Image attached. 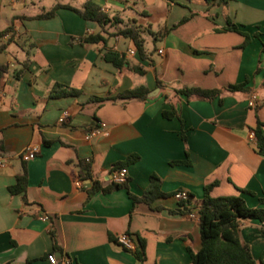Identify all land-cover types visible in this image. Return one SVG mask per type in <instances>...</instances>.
<instances>
[{
    "label": "crops",
    "instance_id": "obj_1",
    "mask_svg": "<svg viewBox=\"0 0 264 264\" xmlns=\"http://www.w3.org/2000/svg\"><path fill=\"white\" fill-rule=\"evenodd\" d=\"M95 1L121 20L119 27L132 22L167 33L155 43L143 35L142 60L127 38L80 42L100 27L71 11L59 9L47 20L35 19L41 13L9 16L6 0H0V30L12 27L0 38V264H49V254L57 264H192L187 249L201 247L198 205L205 186L216 182L211 197L238 196L249 208L264 197V156L251 139L256 122L264 123V0ZM84 2L79 8L61 5L81 9ZM228 20L249 35L244 48L241 35L222 31ZM108 50L124 55L121 69L103 60ZM245 80L249 93L224 92L210 101L175 93ZM55 84L80 94L52 98ZM140 86L148 90L144 101L97 100ZM170 104L177 117L166 119L162 112ZM63 112L67 119L60 124ZM100 123L107 133L87 138ZM29 145L38 153L25 160ZM131 155L139 160L126 167L129 192L142 195L154 175L163 197L152 208L132 204L124 189L89 197L92 183L108 186L112 166ZM79 161L89 164V180L78 179ZM183 161L188 165L173 164ZM23 165L27 189L10 195ZM179 190L190 196L189 213L170 212L181 209L172 199ZM263 230L255 220L239 225V240L254 264H264ZM123 234L134 250L143 242L142 263L116 243Z\"/></svg>",
    "mask_w": 264,
    "mask_h": 264
},
{
    "label": "trees",
    "instance_id": "obj_2",
    "mask_svg": "<svg viewBox=\"0 0 264 264\" xmlns=\"http://www.w3.org/2000/svg\"><path fill=\"white\" fill-rule=\"evenodd\" d=\"M230 0H205L208 4L226 5ZM59 9H65L75 13L81 19L85 21L95 22L100 31L96 34H89L80 39V42L86 44H99L104 43L106 37H122L127 38L133 47L135 48L140 59L146 58L145 53V40L143 35L151 36L153 42L159 41L167 33V30H163L160 33H152L148 27L143 28L139 25L133 24L119 27L121 20L117 17H109L108 14L103 11L102 7L95 0H85L81 9L73 8L69 5H54L49 11L41 13L35 17L38 20H47L54 17L55 13ZM187 21V18H183L176 25H173L171 29L183 24ZM11 26L6 27L4 30H0V38L10 33ZM222 31L238 33L244 38L242 48H244L250 41V37L246 32L240 31L239 28L227 21L226 26ZM104 34V35H103ZM258 37L259 34H255ZM261 50L264 52V41L261 42ZM103 60L110 62L117 70L121 69L125 64L124 55L108 50L103 54ZM136 73L141 74L142 71L139 68H134ZM260 69L257 68L255 73H259ZM264 85V83H263ZM224 92L227 93H249L250 90L247 87V81L245 80L241 84L228 85L224 89H200L197 87H185L175 91L176 94L183 95L187 99L194 98L197 100L210 101L213 100ZM80 94L79 90L71 87L55 84L50 92L52 98L62 97H77ZM148 90L143 87H137L131 90L124 91L118 94L114 98L97 99L99 101L106 100H119L126 101H144ZM162 116L166 119L177 117L175 107L169 105V109L162 112ZM253 136L255 140V151L264 156V123L259 120L256 122V126L253 129ZM181 139L185 142L184 131L181 132ZM139 160L137 155L129 156L125 161L118 162L112 166V171H116L122 168H126L132 164H135ZM173 164L188 165L187 161L174 162ZM79 170L77 177L80 181L89 180L90 169L89 164L83 161H79ZM217 185L213 182L204 187V195L202 201L198 205V229L201 247L199 251L193 252L189 248L187 249L192 264H254V260L251 256L249 247L241 244L239 240V225L243 220H255L264 225V197L259 198V206L256 208H249L245 204L244 200L238 196L229 197H211L210 192ZM27 189V171L25 165L22 167V172L15 177L14 184L8 187L7 191L10 195L24 194ZM124 189L127 191L129 199L132 204L143 203L149 208L155 199L163 197L160 192V180L152 175L150 177V184L148 188L140 196L133 195L128 190L127 181L122 184H115L111 182L106 187H100L97 183H92L91 188L88 190L89 197L93 194L100 192L103 194L110 193L115 190ZM189 202L179 203L181 209L170 211L171 213L185 214L191 212V209L187 208L186 211L183 208L187 207ZM264 235V230L262 231ZM54 248L56 249L55 245ZM137 261L142 263L145 260L144 245L143 242H139V248L133 251Z\"/></svg>",
    "mask_w": 264,
    "mask_h": 264
},
{
    "label": "built area",
    "instance_id": "obj_3",
    "mask_svg": "<svg viewBox=\"0 0 264 264\" xmlns=\"http://www.w3.org/2000/svg\"><path fill=\"white\" fill-rule=\"evenodd\" d=\"M158 53H161V51H158ZM128 54L133 55L134 51L130 50V51H128ZM255 101H256V98L253 96L251 98V104H253ZM66 119H67V113L63 112L61 114L60 118L58 119V122L60 124H62L66 121ZM106 133H107L106 124L100 123V124H98V126H96L95 128L92 129L91 133L88 135L87 138H90L93 136L105 135ZM251 139L254 141L253 134H251ZM37 153H38L37 147L29 145L23 149L22 156L25 158V160H29L32 157H34ZM2 165H3V161L0 160V166H2ZM111 179H112V182L115 184L125 183L127 181V169L122 168V169L114 171L112 176H111ZM80 183L81 182L79 180L76 181V184L78 186L80 185ZM172 199L176 203H181V202L185 203V202L189 201L190 196H189L187 191L179 190V191H176L175 193H173ZM47 218L48 217L46 215L41 216V219H43V220H47ZM116 243L127 251H133L134 250L133 242L130 239V237L126 234L120 235L116 239ZM47 261L49 262V264H57V260L53 254L47 255Z\"/></svg>",
    "mask_w": 264,
    "mask_h": 264
},
{
    "label": "rangeland",
    "instance_id": "obj_4",
    "mask_svg": "<svg viewBox=\"0 0 264 264\" xmlns=\"http://www.w3.org/2000/svg\"><path fill=\"white\" fill-rule=\"evenodd\" d=\"M81 1L82 0H6V5L9 16L21 13L25 15H32L47 12L56 4H69L79 8ZM11 2H13V4ZM12 9L14 12L11 11ZM153 25L156 26V22H153ZM4 27L5 22L1 20L0 28Z\"/></svg>",
    "mask_w": 264,
    "mask_h": 264
},
{
    "label": "water",
    "instance_id": "obj_5",
    "mask_svg": "<svg viewBox=\"0 0 264 264\" xmlns=\"http://www.w3.org/2000/svg\"><path fill=\"white\" fill-rule=\"evenodd\" d=\"M183 210H184V211H186V210H187V208H183Z\"/></svg>",
    "mask_w": 264,
    "mask_h": 264
}]
</instances>
